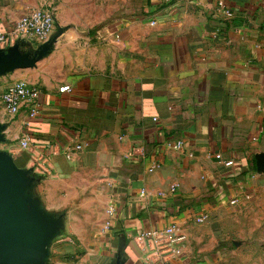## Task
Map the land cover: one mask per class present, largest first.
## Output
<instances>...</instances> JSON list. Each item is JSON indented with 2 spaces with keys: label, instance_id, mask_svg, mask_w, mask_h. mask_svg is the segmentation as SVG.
<instances>
[{
  "label": "crops",
  "instance_id": "1",
  "mask_svg": "<svg viewBox=\"0 0 264 264\" xmlns=\"http://www.w3.org/2000/svg\"><path fill=\"white\" fill-rule=\"evenodd\" d=\"M34 8L62 31L36 66L0 76V96L24 80L41 104L31 119L0 103V149L29 168L19 138L62 148L53 175L32 173L44 207L65 225L110 219L127 264H145L138 234L171 224L186 235L174 264L226 261L230 244L264 264V0H0V30Z\"/></svg>",
  "mask_w": 264,
  "mask_h": 264
},
{
  "label": "water",
  "instance_id": "2",
  "mask_svg": "<svg viewBox=\"0 0 264 264\" xmlns=\"http://www.w3.org/2000/svg\"><path fill=\"white\" fill-rule=\"evenodd\" d=\"M62 30L37 48L17 41L0 49V76L36 66L57 42ZM7 125L0 118V144L6 141ZM38 179L16 157L0 149V264H50V246L65 228L63 213L48 211L34 188ZM115 264H127L120 251Z\"/></svg>",
  "mask_w": 264,
  "mask_h": 264
},
{
  "label": "built area",
  "instance_id": "3",
  "mask_svg": "<svg viewBox=\"0 0 264 264\" xmlns=\"http://www.w3.org/2000/svg\"><path fill=\"white\" fill-rule=\"evenodd\" d=\"M227 14L232 15L231 12H227ZM54 29L55 17L52 10L46 8L31 9L17 20L13 28L8 31L0 30V49H7L17 41L25 42L27 47L31 46L34 39L44 43L51 37ZM65 90H69V86L60 87V91ZM39 96L40 90L38 87L20 80L7 86L0 96V103L10 115H16L23 108H26L29 118L33 119L41 111ZM18 143L21 150L30 153L29 168L32 173L40 176L53 175L52 166L48 161L49 156L52 154L51 152L60 153L62 148L52 145L42 148L37 143L32 142L28 135L19 138ZM168 145L180 149L182 142L175 141ZM82 148L83 145L78 144L73 149L81 150ZM73 149H66V157L71 158ZM135 156L144 158L145 148L142 146L135 147L127 155V157ZM155 167L156 165L149 168V170L152 171ZM142 193L145 194V189L142 190ZM236 202L235 199L231 201L232 204ZM206 219V215H200L196 220L202 223ZM185 239V233L176 224H171L162 229L145 230L136 236L145 264H174V261L181 255L180 244Z\"/></svg>",
  "mask_w": 264,
  "mask_h": 264
},
{
  "label": "rangeland",
  "instance_id": "4",
  "mask_svg": "<svg viewBox=\"0 0 264 264\" xmlns=\"http://www.w3.org/2000/svg\"><path fill=\"white\" fill-rule=\"evenodd\" d=\"M1 147L5 148L3 144ZM110 224L111 221L108 218L74 219L70 224L65 225L62 233L53 240L50 246L49 263L92 264L90 253L93 252L96 258L100 259L99 264H115L114 254L117 251V244L114 243L107 231ZM97 246H100L101 249L97 250ZM94 247L95 249L92 250ZM224 251V249L212 251L215 255L212 264H243L241 260L235 258L234 247L231 244L227 250L226 261L224 260ZM71 254L76 256L77 261L74 262L69 259ZM219 257H222L223 260L218 261ZM216 258L217 260H215Z\"/></svg>",
  "mask_w": 264,
  "mask_h": 264
},
{
  "label": "trees",
  "instance_id": "5",
  "mask_svg": "<svg viewBox=\"0 0 264 264\" xmlns=\"http://www.w3.org/2000/svg\"><path fill=\"white\" fill-rule=\"evenodd\" d=\"M19 165H20V166H23V165H21L20 163H19ZM69 259L72 260V261H76L77 258H76L75 255H70V256H69Z\"/></svg>",
  "mask_w": 264,
  "mask_h": 264
}]
</instances>
